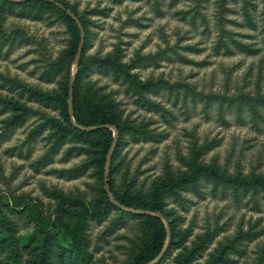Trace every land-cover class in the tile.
I'll use <instances>...</instances> for the list:
<instances>
[{"label":"rangeland","instance_id":"1","mask_svg":"<svg viewBox=\"0 0 264 264\" xmlns=\"http://www.w3.org/2000/svg\"><path fill=\"white\" fill-rule=\"evenodd\" d=\"M58 1L87 21L85 58L118 62L150 89L144 93L147 102L140 101L111 65L92 67L84 80V105L95 92L116 107L122 125L157 136H127L113 163L116 192L148 202L158 186L202 166L235 179L264 178V0ZM70 45L68 24L56 16L16 12L0 17V205L13 229L0 230V243L7 246L27 247L36 238L37 209L12 212L10 198L18 203L36 199L47 216L63 198L91 205L105 201L98 165L78 178L70 176L100 159L101 144L94 155L79 152L84 146L69 140L60 143L61 134L48 126L36 132L59 112L27 92L59 91L61 78L49 74L48 66ZM71 71L78 74L75 63ZM95 139L109 137L99 133ZM179 195V200L165 198L163 211L171 216L175 242L184 243L164 264H188L191 256L192 264H213L223 247L237 241L241 254L228 259L264 264V193L236 192L203 179ZM118 216L90 223L91 264H135L153 243L157 227L148 220L127 218L116 227ZM52 232L69 247L66 228ZM8 253L0 254V264L28 263L27 253L21 258Z\"/></svg>","mask_w":264,"mask_h":264},{"label":"trees","instance_id":"2","mask_svg":"<svg viewBox=\"0 0 264 264\" xmlns=\"http://www.w3.org/2000/svg\"><path fill=\"white\" fill-rule=\"evenodd\" d=\"M54 1L72 12L78 18L86 35L81 60L78 65V74L75 76L73 90L74 120L77 124L84 127L93 128L97 126L113 125L118 128L119 138L110 163L108 184L112 195L119 203L132 209L148 210L160 213L168 220L172 231V242L164 259L160 263L164 264L171 257L172 252L184 243L183 240L180 242H175L174 240L173 222L169 221L171 216L167 215L163 211L165 198L175 197L179 200V193L181 191H185L188 188H196L198 183L203 179H212L217 184L235 188L236 192L242 190L245 193L248 191H253L255 194L258 192L264 193V178L258 177L251 180L244 178L235 179L233 177L220 174V172L214 168L202 166L194 171L193 174H186L179 180L158 186L154 190L152 198L148 202L139 198H131L126 194L120 195V193L116 192L114 188V176L117 172V168L113 165V163L115 162V158H119L121 149L127 143V136H131L135 139L156 138L157 136L153 135L151 131H143V129L135 128L134 126L127 124L122 125L120 117H117V113L114 111V108L116 107L105 102L102 98H98L95 92H91V96L88 99L89 105H84L83 102L86 100V96L82 93L84 80L92 67L96 66L107 69L110 68L111 65L112 71H114V76L116 78L124 76L125 82L128 83L129 88L137 94L136 96H138L140 101L144 103L147 102L144 97V93L150 91V89L146 84L136 81L134 75L130 74L129 68L122 67L118 62L113 60L111 61V59L102 61L95 57L85 58L89 47V30L87 21L84 17L79 16L77 12L66 3L58 0ZM16 12H18L20 16H25L33 12H36V16L47 13L49 17L56 16L68 24L69 31L71 33V45L64 52L62 57L55 62H51L48 66L49 74L58 77L60 76L61 78L62 85L59 91L50 93L37 88L28 89L27 91L36 103H39L45 108L53 109L59 112V116L48 117L45 122H43L42 125L36 129V132H38L40 128L45 130L44 128L48 126L47 128H49V130L54 131V133L61 134V137L58 139L60 140V143H64L66 140H69L77 145L84 146L80 147L79 152H84L86 150V152H94V155L97 153L98 148H100L96 145L101 144L102 149L100 151V159L97 162L94 160L86 163L80 168L71 171L70 176L78 178L86 174L89 170L96 168L98 165L101 178H103V181L105 182V166L108 153L114 140L112 137L113 131L110 129H101L92 132L78 130L73 127L69 116V88L72 76L71 67L76 60L81 41V34L76 21L63 9L44 0H29L21 3L11 0H0V17H5ZM235 44L238 48H241L242 50L244 49L246 52L250 51L248 47H245V45L241 43L236 42ZM20 109L23 110L22 108ZM99 133L106 134V137H109V139L97 141L95 136ZM56 146L57 142L56 145L53 146L52 150H55ZM104 197L105 201L100 205H91L79 199L68 200L63 198L53 216H47L43 204L36 199H27L18 203L15 199L13 200L10 198V203L7 206L10 207L12 212H23L29 207L37 209L36 218H33L35 223L34 233L36 238L34 243L22 248L11 242L9 246L5 243H0V254L11 256L8 253L11 252L13 258H21L25 256V253H27V264H91L92 254L89 251L91 242L88 233L90 223L93 221L100 222L102 219L107 218L111 213H117L119 216L115 221L116 224H113L116 227L118 226L117 223H123L127 218H133L141 221L148 220L153 227H155V229L157 227V233L153 243H151L149 247L138 255L135 264H147L152 262L161 253L167 240L165 226L161 219L149 215L130 214L121 210L109 200L106 190L104 192ZM19 207H22L23 209H20ZM1 208L2 205H0V230L12 233L13 229L10 222L6 217H4V214L1 212ZM60 225L66 228L67 232H69V236L71 238L69 247L61 245L55 234L52 232L53 229L58 228ZM214 234L216 236V233ZM238 243L239 241L233 243L231 246H221L220 249L223 247L221 249V253L219 257L214 260L213 264H234L235 261L228 259L227 256L231 254H241ZM220 249H218L217 252ZM195 254L196 252L194 251L193 255ZM193 258L194 256H191L187 263L192 264L191 260Z\"/></svg>","mask_w":264,"mask_h":264},{"label":"water","instance_id":"3","mask_svg":"<svg viewBox=\"0 0 264 264\" xmlns=\"http://www.w3.org/2000/svg\"><path fill=\"white\" fill-rule=\"evenodd\" d=\"M11 1H15V2H26L29 0H11ZM47 1L49 3L55 4L57 7L63 9L70 17H72L77 25L78 28L80 30V34H81V41H80V46L78 49V53H77V57L75 60V65L78 66L81 60V56H82V52H83V48H84V44H85V30L81 24V22L78 20V18L69 10L65 9L64 7H62L60 4L56 3L54 0H44ZM74 84H75V76L72 75L71 76V80H70V88H69V116H70V120L71 123L73 125L74 128L81 130V131H85V132H92V131H96V130H101V129H110L114 132V140H113V144L111 146V149L108 153L107 156V161H106V166H105V183H106V192L108 195L109 200L118 208H120L121 210L130 213V214H136V215H149V216H155L161 219V221L163 222L164 226H165V230H166V234H167V240L166 243L161 251V253L150 263L147 264H160L162 262V260L164 259L170 244L172 242V231L170 228V224L168 222V220L160 213L154 212V211H148V210H140V209H132L129 208L121 203H119L114 196L112 195L110 186L108 184V173H109V169H110V163H111V159H112V155L114 153V150L116 148L117 142H118V138H119V130L116 126L113 125H105V126H97V127H84L81 126L79 124L76 123V121L74 120V108H73V100H74V95H73V90H74Z\"/></svg>","mask_w":264,"mask_h":264}]
</instances>
